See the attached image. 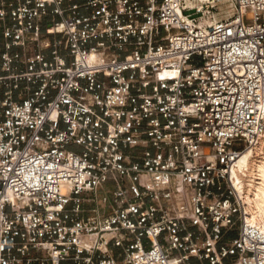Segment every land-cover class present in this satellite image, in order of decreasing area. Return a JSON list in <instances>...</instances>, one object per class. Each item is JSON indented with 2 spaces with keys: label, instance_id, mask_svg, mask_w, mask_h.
I'll use <instances>...</instances> for the list:
<instances>
[{
  "label": "built area",
  "instance_id": "built-area-1",
  "mask_svg": "<svg viewBox=\"0 0 264 264\" xmlns=\"http://www.w3.org/2000/svg\"><path fill=\"white\" fill-rule=\"evenodd\" d=\"M196 1L0 0V264H264V0Z\"/></svg>",
  "mask_w": 264,
  "mask_h": 264
},
{
  "label": "bare ground",
  "instance_id": "bare-ground-1",
  "mask_svg": "<svg viewBox=\"0 0 264 264\" xmlns=\"http://www.w3.org/2000/svg\"><path fill=\"white\" fill-rule=\"evenodd\" d=\"M230 176L244 196L247 222L264 230V137L240 156Z\"/></svg>",
  "mask_w": 264,
  "mask_h": 264
},
{
  "label": "rangeland",
  "instance_id": "rangeland-1",
  "mask_svg": "<svg viewBox=\"0 0 264 264\" xmlns=\"http://www.w3.org/2000/svg\"><path fill=\"white\" fill-rule=\"evenodd\" d=\"M188 5L195 6L198 10V17L202 18V21H205L208 25L225 21L234 13L232 0H210L207 2L197 0L196 2L188 3ZM242 198L244 201V196Z\"/></svg>",
  "mask_w": 264,
  "mask_h": 264
}]
</instances>
